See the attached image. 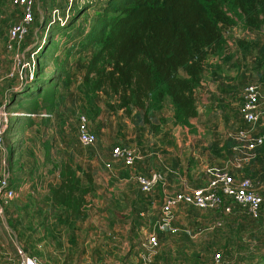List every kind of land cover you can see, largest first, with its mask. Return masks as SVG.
Wrapping results in <instances>:
<instances>
[{
    "label": "rangeland",
    "instance_id": "374dc122",
    "mask_svg": "<svg viewBox=\"0 0 264 264\" xmlns=\"http://www.w3.org/2000/svg\"><path fill=\"white\" fill-rule=\"evenodd\" d=\"M105 2L87 0L74 5L67 16L66 0L49 1V5L60 8L58 16L49 12L47 7L42 8L46 2L38 1L39 9L33 2L32 21L26 26L22 38L8 49V30L20 22L22 9L13 7L11 0H0V176H6L16 191L15 196L3 205L4 216L0 218V240L11 257L6 260L8 264H17L18 251L35 256L42 264H60V260L52 261L53 252L61 257L71 255L70 264H95L93 260L82 261L78 255L93 254L99 249L93 242L91 226L86 228L89 234L85 241L78 236L77 226H73L75 222H89L87 212L86 217L84 214L68 217L65 209L57 211L58 219L70 222L71 228L65 230L68 232L64 238L61 229L49 232L45 197L35 187H22L27 180L22 178L29 172L28 168L20 169V164L37 166L40 178H51L53 165L63 161L74 166L83 182L87 180V174L95 177L103 171L108 180L116 172L131 177L137 175L133 166L125 167L122 162L117 170L115 163L118 162L111 155L114 146H126L129 134L126 120L129 118L117 109L112 110L115 118L110 119L104 106L107 110L110 108L105 105L101 93L94 92L85 97L81 94L82 73L96 47H86L82 42L70 40L92 25L98 15L96 10ZM58 25L62 27L60 34L51 33ZM224 37L222 50L206 59L202 84L197 92L199 113L190 126L194 131L200 129L201 136H210L214 146L220 144L226 163L220 167L229 170L236 178L252 180L254 188L262 195V208L253 217L236 204H232L229 214L180 204L172 210L170 226L158 230L153 224L159 216L160 201L151 200L152 190L141 191L137 175L131 179L134 203L149 204V238L154 236L155 244L148 239L146 254L157 264H264V142L249 150L245 140L264 134V24L253 31L238 23L226 31ZM46 40L53 41L46 57L42 56V49L35 54ZM79 47L82 50H78ZM179 73L182 75L183 71ZM38 80H60L56 87L58 111L53 117L54 122L49 116H41L48 110L45 101H39L34 116H20L18 119L15 115L20 106H34L33 99H26L20 92L30 89ZM209 80L220 82L218 93L211 91L213 83ZM254 84L261 92V108L258 121L248 123L240 108L246 86ZM31 94L27 96L33 97ZM155 112H163L165 117L171 109L166 103L162 110ZM99 114L107 121V129L101 134L103 138L100 140V134L94 131L96 142L83 146L78 139L79 116L85 115L93 124ZM240 130L246 134L241 139ZM117 138L123 143H116ZM106 163H110L109 167ZM99 171L102 172L98 174ZM91 197L96 199L94 194ZM118 198L125 201L122 195ZM102 248L103 252L110 251L108 244Z\"/></svg>",
    "mask_w": 264,
    "mask_h": 264
},
{
    "label": "trees",
    "instance_id": "16d2710c",
    "mask_svg": "<svg viewBox=\"0 0 264 264\" xmlns=\"http://www.w3.org/2000/svg\"><path fill=\"white\" fill-rule=\"evenodd\" d=\"M96 12L84 33L70 37L73 42L96 47L82 73L85 92L101 93L111 110L120 109L127 117L133 110L142 111L149 124L151 114L167 103L172 123L182 127H191V119L199 113L197 92L205 62L222 50L225 32L238 23L253 31L264 24V0H106ZM61 29L58 25L51 33L58 35ZM52 44L46 40L35 54L42 49L46 57ZM58 81L38 80L20 92L33 99L34 106L18 109L36 114L45 101L50 114ZM30 93L33 97L27 96ZM20 116L26 115L16 117ZM55 167L59 181L49 188L51 206L65 208L71 217L83 214L92 177L87 174L85 185L70 162Z\"/></svg>",
    "mask_w": 264,
    "mask_h": 264
},
{
    "label": "crops",
    "instance_id": "0c3cea01",
    "mask_svg": "<svg viewBox=\"0 0 264 264\" xmlns=\"http://www.w3.org/2000/svg\"><path fill=\"white\" fill-rule=\"evenodd\" d=\"M38 1L42 2V4L46 2L42 8L47 7L49 12L54 9H60L51 4L49 5L50 0H34V4L36 3L37 6ZM39 8L41 6H38ZM209 81L213 83L211 91L218 93L217 85L220 82L218 80ZM81 94L85 97L91 93H86L81 85ZM103 99L106 105L104 96ZM56 104L49 116L52 122H54L53 117H56L58 111V105L56 106ZM105 110L110 114V119L115 118L114 115L112 116L111 109L107 110L104 106ZM162 113L153 112L149 117L151 120L150 124L144 122L142 111L138 110H133L130 117H128L131 119L126 120L129 127L126 146L135 149L139 156L132 165L134 167L133 171L140 176H150L153 172H160L163 176L153 186L154 188H151L152 191L150 193L152 201H160L159 208L165 197L172 196L183 189H190L205 184L207 180L206 167L224 168L220 166L226 165L220 144L214 146V140L210 139V136L208 138L201 136L198 128L194 131L192 127H182L173 124L172 112L165 115V117ZM193 121L194 118L190 122L194 123ZM106 122V117H101L99 114L93 124L89 121L88 126L91 131H96L101 135L107 129ZM113 125H116V123ZM190 129H193V131H190ZM100 135V140H102L103 135ZM116 140V143L122 142L119 138ZM114 159L118 162L115 163V166L119 170L118 165L122 161ZM109 165L110 163H106L107 167ZM20 166V169L23 167V170L28 168L29 172V175L22 178L27 179L22 187H35L45 197L46 208H48L49 213L46 228L49 229V232L54 229H61V236L64 238V235L68 232H65V230L71 228H69L70 222L58 219L56 212L65 208L51 206L49 190L51 185H56L59 181L57 168L53 165V176L51 178L46 176L40 178L37 166L31 164L28 166L20 164ZM101 172L99 171L98 174ZM104 172L100 175H95V177L92 176V191L88 195L89 203L83 213L85 217L86 212L88 213L86 219H90V221L75 222L73 225L77 226L79 230L77 234L80 238L83 237L84 241L89 234L86 233V228L91 226L93 228V242L99 249L93 254L89 252L81 253L78 255L79 259L87 262L93 260L95 264H157L154 262V258L151 259L146 254L149 244L148 239L151 235L149 204L134 203L133 181L131 179H135L137 175L131 177V175H120L116 172L110 175V180H108L105 175L106 172ZM83 183L87 185V181ZM95 183L98 184L95 185ZM18 186L20 185L18 184ZM91 193L95 195L96 199L91 197ZM120 195L125 198V201L118 198ZM41 207L42 205H39V208ZM65 211L67 216L70 217L68 210L65 209ZM156 222L153 224L154 228L156 227ZM105 244L110 246L109 252L102 251V246ZM10 258L4 243L0 240V264H8L7 261ZM51 258L52 261L60 260V264H70L72 260L71 255L61 257L56 252H53ZM163 261L165 262V260Z\"/></svg>",
    "mask_w": 264,
    "mask_h": 264
},
{
    "label": "built area",
    "instance_id": "2783aa9c",
    "mask_svg": "<svg viewBox=\"0 0 264 264\" xmlns=\"http://www.w3.org/2000/svg\"><path fill=\"white\" fill-rule=\"evenodd\" d=\"M87 0H66L65 14L69 13L74 5ZM34 0H11V5L22 9L21 20L13 25L7 33V48L12 49L26 32V26L33 18L32 5ZM53 15H59L57 9L52 11ZM61 19L58 18V21ZM261 92L257 84L248 85L245 88L240 113L248 123H255L259 119ZM4 115V114H3ZM15 115L34 116L35 113L15 112ZM5 116V115H4ZM42 117L50 116L49 113H41ZM89 122L85 115L79 116L78 139L83 146H90L97 140L96 134L89 129ZM240 139L245 137V132H239ZM249 150L255 149L264 142V134L261 136H250L245 138ZM111 154L114 158L121 160L125 166H132L139 157L135 149L116 145L112 148ZM207 180L205 184L183 189L180 192L165 197L160 206V213L156 222L159 230H164L171 224L172 210L180 204L191 205L200 210H212L221 214H229L232 211V204L238 205L253 217L257 216L262 208V195L254 188L252 180L248 177L236 178L229 170L219 167H206ZM163 178L160 172H153L150 176L136 177L141 191L148 192ZM15 187L11 186L8 178L0 176V218L4 216L3 205L15 196ZM155 244V237L149 238ZM17 264H42L35 256L26 252L18 251Z\"/></svg>",
    "mask_w": 264,
    "mask_h": 264
}]
</instances>
